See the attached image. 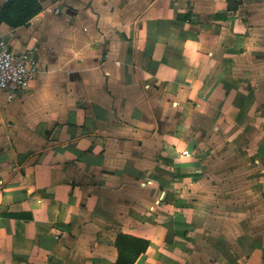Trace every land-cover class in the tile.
I'll return each mask as SVG.
<instances>
[{
  "label": "crops",
  "instance_id": "1",
  "mask_svg": "<svg viewBox=\"0 0 264 264\" xmlns=\"http://www.w3.org/2000/svg\"><path fill=\"white\" fill-rule=\"evenodd\" d=\"M41 7L0 23L39 48L0 95V264H114L118 234L134 264H264V0Z\"/></svg>",
  "mask_w": 264,
  "mask_h": 264
},
{
  "label": "built area",
  "instance_id": "2",
  "mask_svg": "<svg viewBox=\"0 0 264 264\" xmlns=\"http://www.w3.org/2000/svg\"><path fill=\"white\" fill-rule=\"evenodd\" d=\"M59 15L58 9L54 10ZM39 65V48L33 44L23 52L12 50V35L0 31V95L7 103L26 90L36 78Z\"/></svg>",
  "mask_w": 264,
  "mask_h": 264
},
{
  "label": "trees",
  "instance_id": "3",
  "mask_svg": "<svg viewBox=\"0 0 264 264\" xmlns=\"http://www.w3.org/2000/svg\"><path fill=\"white\" fill-rule=\"evenodd\" d=\"M43 0H6L0 9V23L10 28L25 26L42 9ZM115 246L117 260L114 264H134L136 258L146 249L148 242L118 234Z\"/></svg>",
  "mask_w": 264,
  "mask_h": 264
}]
</instances>
